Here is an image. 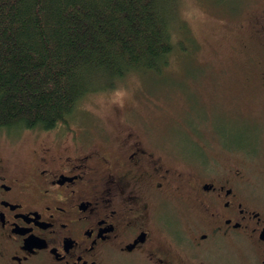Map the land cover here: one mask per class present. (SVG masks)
I'll use <instances>...</instances> for the list:
<instances>
[{
	"label": "flooded vegetation",
	"instance_id": "obj_1",
	"mask_svg": "<svg viewBox=\"0 0 264 264\" xmlns=\"http://www.w3.org/2000/svg\"><path fill=\"white\" fill-rule=\"evenodd\" d=\"M40 132L23 167L0 145V264H209V243L264 264V207L239 166L186 165L129 128L99 144Z\"/></svg>",
	"mask_w": 264,
	"mask_h": 264
},
{
	"label": "rangeland",
	"instance_id": "obj_2",
	"mask_svg": "<svg viewBox=\"0 0 264 264\" xmlns=\"http://www.w3.org/2000/svg\"><path fill=\"white\" fill-rule=\"evenodd\" d=\"M176 2L173 25L184 33L162 71L132 72L112 89L87 95L70 124L56 130L67 136L81 132L82 140L96 144L124 128L145 131L165 156L186 165L239 166L264 207V42L255 31L264 0ZM40 131L0 130V145L12 146L5 154L23 167L29 135ZM173 215L182 226L183 212ZM169 230L164 238L185 241L189 235ZM228 250L209 243L203 256L209 264H239L241 254ZM123 257L116 261L134 264L133 257Z\"/></svg>",
	"mask_w": 264,
	"mask_h": 264
},
{
	"label": "trees",
	"instance_id": "obj_3",
	"mask_svg": "<svg viewBox=\"0 0 264 264\" xmlns=\"http://www.w3.org/2000/svg\"><path fill=\"white\" fill-rule=\"evenodd\" d=\"M176 0H0V130L68 126L87 95L159 73L180 46ZM264 42V14L255 21Z\"/></svg>",
	"mask_w": 264,
	"mask_h": 264
}]
</instances>
